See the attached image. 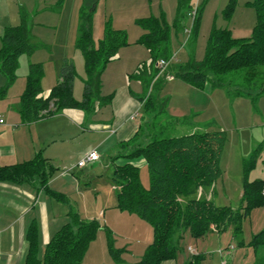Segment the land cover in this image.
Wrapping results in <instances>:
<instances>
[{"label": "trees", "instance_id": "16d2710c", "mask_svg": "<svg viewBox=\"0 0 264 264\" xmlns=\"http://www.w3.org/2000/svg\"><path fill=\"white\" fill-rule=\"evenodd\" d=\"M191 0H178L176 27L186 12L191 16ZM234 0L227 6L230 15ZM256 12V23L249 38H233L227 29H213L210 33L206 53L202 61L188 60L179 65L173 78L197 89L210 84L212 89L230 87L234 75L244 73L243 83L251 84L247 75H253L258 67L264 71V0H252L248 3ZM200 7L193 18L191 35L198 29ZM79 37L76 48L84 60L86 78L83 81L81 100L73 96V84L76 79L75 68L64 63L59 72V80L46 97H42L41 81L44 69L41 63L28 64L25 88L19 98V113L23 123H33L49 116L59 114L65 109H76L93 114L96 110L112 101V94L102 95V74L107 65L114 60L118 51L128 45L126 34L113 29L105 23L102 39L95 44L92 35L91 13L82 8L79 13ZM143 30L137 41L150 54L148 70L131 74L129 79L141 81L142 86L160 90L167 73L158 75L156 63L159 60L170 61V28L160 18L148 17L137 20ZM42 43H34L29 17L24 9L19 10V24L7 27L1 35L0 76L5 85L0 89V98L5 96L15 82L19 67V57H30ZM248 73V74H247ZM230 75L228 81L224 76ZM251 87H248L250 89ZM264 88L262 87V90ZM245 95L237 92L236 95ZM144 105L146 121L139 127L130 140L119 145L124 151L116 159H125L123 165H113L111 180L117 188L116 208L119 211L137 216L152 227V242L145 249L140 261L135 264H163L176 260L179 243L189 232L195 239L210 232L221 234L231 230L237 245L243 246L242 222L252 209H264V179L247 181V175L253 169L262 144L253 151L249 160L243 164V182L240 206H215L212 200L197 198L199 189H209L221 177L220 160L226 144L224 131L194 132L180 137H160L159 133H150L144 129L147 121L156 118L165 111L166 102L160 101L158 93H149L139 98ZM143 158L146 162L148 187L140 181L139 169L128 161ZM115 159V160H116ZM57 170L48 164L39 154L33 161L11 167H0V181L19 184L36 181L41 188ZM183 198L184 202L180 201ZM101 226L96 220L84 221L77 213L69 214V221L62 225L50 238L43 250L39 247L38 228L31 224L27 231L29 251L25 264H83V257L89 243L95 238ZM109 246L111 232H107ZM256 256L254 264H264V255L258 258V252L264 250V231L254 234L246 244ZM117 263H121L117 253L109 250ZM116 257V258H115ZM201 255H192L184 264H200Z\"/></svg>", "mask_w": 264, "mask_h": 264}, {"label": "rangeland", "instance_id": "374dc122", "mask_svg": "<svg viewBox=\"0 0 264 264\" xmlns=\"http://www.w3.org/2000/svg\"><path fill=\"white\" fill-rule=\"evenodd\" d=\"M251 1L234 0L233 10L227 15V6L231 0H191V15L198 6L201 8L198 15V29L194 35H191L193 17L188 12L180 19L179 27L175 25L179 16L178 0H0V15H8L7 19L11 15L12 19L17 17L13 23L0 22V26L2 23L4 26L18 25L19 10L22 7L29 17L33 42L46 45L40 47L30 57L25 55L19 57L17 78L13 87L8 89L13 90L10 96L22 91L28 64H42L44 76L41 86L46 89L58 82L63 64L70 63L76 72L73 96L76 100H81L86 74L83 56L76 48V41L79 37V13L82 8L92 15V35L95 44L102 39L106 22H109L113 29L121 30L126 34L128 45L118 51L119 60L110 63L103 73L102 84L104 83L105 86V95L119 88V85H123L121 79L114 81L115 84H110L118 69L129 72L130 75L142 71L143 68L148 70L150 54L143 45L137 43L143 30L136 22L148 17L163 16L170 28L171 58L164 71L167 77L163 84H159V91L151 89L153 83L146 88L142 86L141 81L134 79L130 81L129 88L134 92L138 91L137 98L145 97L149 93H158L160 101L164 99L166 102L165 111L150 122L147 121L142 130L159 133L162 138L180 137L194 132L224 131L227 139L220 160L222 175L211 188L206 189L208 198L202 195V189L197 191L196 197H206L212 200L215 206L238 208L242 195L243 164L244 161L249 160L259 144H262V151L246 179L248 182L264 179L263 69L258 67L253 75H247L251 80L250 85L242 82L246 75L241 73L234 75V82L230 87L219 89H212L210 84L202 90L197 89L172 77L177 66L185 64L190 59L196 61L204 59L209 36L214 28L227 29L233 38L251 37L256 23V12L248 5ZM241 26L245 29H240ZM230 78L232 77L228 75L222 79L228 81ZM123 79L122 76V81ZM240 91L243 94L247 92L246 96L236 95ZM16 105L18 104H14L13 107ZM181 111L184 113L183 118L170 117L172 113H182ZM93 115L85 113L84 125L79 131L83 136L81 135L82 137L77 140L79 144L77 149L85 152L95 150L101 155L97 171L106 179L105 173L109 174L112 171L111 168H107L108 171L105 172L104 165L110 154L99 147L100 136L89 126L90 122H93L91 121ZM176 126L182 128L177 129ZM70 141L69 145L77 144ZM139 177L142 185L148 187L146 164L140 167ZM90 180L82 187L84 190L81 191L79 198H71L69 204H54L53 209L49 205L50 218L61 211L70 210L77 213L84 221L96 220L100 224V230L89 243L84 254L83 264H119L110 253V249L117 253L120 264L137 263L152 242V227L137 216L115 208L117 202L114 184L104 180L98 185L102 187L100 188L91 185ZM96 188L100 189L99 193ZM180 201L184 202L183 198H180ZM56 220L59 222L53 231L67 222L65 216L57 217ZM242 231V238L245 241L254 234L264 231L263 208L250 211L249 216L242 222ZM107 232H111L112 236L110 246ZM188 249L193 253H189ZM231 253L237 256L236 259ZM192 255L203 256L200 264H249L252 258L250 249L237 245V240L232 238L231 230L221 234L210 232L199 239L193 238L189 232H186L179 243L176 254L177 264L183 261L184 264ZM262 255H264L263 249L258 252V258Z\"/></svg>", "mask_w": 264, "mask_h": 264}, {"label": "crops", "instance_id": "0c3cea01", "mask_svg": "<svg viewBox=\"0 0 264 264\" xmlns=\"http://www.w3.org/2000/svg\"><path fill=\"white\" fill-rule=\"evenodd\" d=\"M7 16L0 15V22L9 21V23H13V21H16V16L13 19L12 15L9 19H7ZM2 25L0 26V46L3 30L13 26ZM240 29L245 28L241 26ZM118 60L119 57L116 55L113 61ZM122 76L124 78L123 81ZM129 76V72H122L118 69L110 84L112 85L114 81L121 79L123 85H119V88L107 93V95L112 94L113 96L111 103L96 110L92 116L93 120L91 121L93 122L89 124L90 128L100 136L99 147L103 148L107 154H110L104 165L105 172L108 171L107 168H111L112 171L109 174L108 172L105 173L106 179L97 171L98 162L102 158L98 152V161L89 163L82 169L75 168L71 172L61 175L62 169L75 166L77 164L75 162H78L84 154L89 152L77 149L79 146L77 140L83 136V134H79L85 121V113L83 111L65 109L60 114L49 116L33 123H23L19 113V98L24 91L25 82L22 91L17 95L10 96L13 91L10 89L5 94V97L0 98V116L4 120L0 124V167H11L30 162L39 154L47 160L49 165L57 170L47 183L46 188L41 189L36 181L19 184L0 181V264H25L29 251V242L26 236L31 224L35 223L37 225L39 247L43 250L53 234L60 228L53 231L59 222L56 218L65 216L68 222L69 214L75 213L70 210L67 212L61 211L50 218L49 205L53 209L54 204H69L71 198H79L81 191L84 190L82 187L86 185L85 183H88L89 179H91L90 182L92 181L91 185H96V187L100 188L102 187L98 185H101L104 180L114 184L111 180L113 165H123L127 162L125 159H116L117 156L124 154V151L119 149V145L133 138L139 127L146 121L144 105L137 98L138 91L134 92L129 88L131 81ZM1 77L0 89L5 85V79ZM173 79L176 80L175 78ZM106 82L109 84L108 80ZM138 85L140 86L139 82ZM52 87L48 86L43 89L41 86V96L46 97ZM101 92L102 95L106 96L104 83L102 84ZM14 104L18 105L13 107ZM170 117L174 119L183 118L184 113L174 112ZM176 128L181 129L182 127L176 126ZM75 136L76 139H74ZM69 141L77 144L69 145ZM70 149H72V152H70ZM75 159L76 161H74ZM128 162L139 170L141 166L146 164L143 158H136ZM96 190L99 193L100 189L96 188ZM114 191H117L115 185ZM201 191L202 195L209 197L206 189ZM250 239L245 241L243 238L244 244L240 247L250 249L252 258L249 264H254L256 256L252 249L246 246ZM231 255L236 259L237 256L233 253ZM183 262L179 264H183ZM177 263L178 260L176 258L175 261L163 264Z\"/></svg>", "mask_w": 264, "mask_h": 264}, {"label": "built area", "instance_id": "2783aa9c", "mask_svg": "<svg viewBox=\"0 0 264 264\" xmlns=\"http://www.w3.org/2000/svg\"><path fill=\"white\" fill-rule=\"evenodd\" d=\"M195 11H196V9L193 10V14L191 15V17H193V18L195 16ZM167 65H168V61H165V60H159L156 63V68L159 70L158 75H161V74L164 73L165 68L167 67ZM3 122H4V120L0 116V124H2ZM98 160H99L98 153L95 150H91V151L87 152L86 154H84V156L77 162V164L75 166H73L71 168H68V169L62 170L61 175H65V174L71 172L72 170H74L75 168L82 169V168L86 167L87 164L94 163V162H96ZM188 251L190 253H193L191 249H188Z\"/></svg>", "mask_w": 264, "mask_h": 264}]
</instances>
